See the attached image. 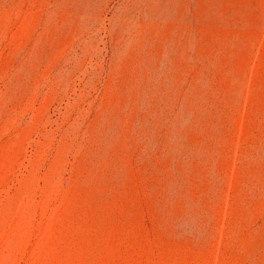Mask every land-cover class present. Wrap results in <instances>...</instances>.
I'll use <instances>...</instances> for the list:
<instances>
[{
  "label": "rangeland",
  "instance_id": "rangeland-1",
  "mask_svg": "<svg viewBox=\"0 0 264 264\" xmlns=\"http://www.w3.org/2000/svg\"><path fill=\"white\" fill-rule=\"evenodd\" d=\"M0 264H264V0H0Z\"/></svg>",
  "mask_w": 264,
  "mask_h": 264
}]
</instances>
